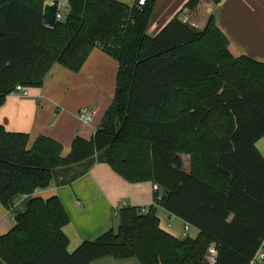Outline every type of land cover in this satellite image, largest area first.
I'll use <instances>...</instances> for the list:
<instances>
[{
    "label": "trees",
    "instance_id": "1",
    "mask_svg": "<svg viewBox=\"0 0 264 264\" xmlns=\"http://www.w3.org/2000/svg\"><path fill=\"white\" fill-rule=\"evenodd\" d=\"M44 1L0 0V105L17 85L39 88L55 65L77 72L94 48L117 62L114 95L93 137H76L65 157L51 138L28 148L26 133L0 126V204L17 208L24 198L0 237L3 263L210 264L214 245V264H250L264 236V159L255 147L264 136V63L233 57L212 17L202 30L183 24L181 11L200 0H189L152 38L146 27L156 0L129 14L111 0H64L68 16L52 29ZM98 155L124 181L156 185L157 205L198 236L164 232L153 206L146 214L127 207L116 231L68 253L61 202L34 194L59 170ZM181 155L189 157L187 171Z\"/></svg>",
    "mask_w": 264,
    "mask_h": 264
},
{
    "label": "crops",
    "instance_id": "2",
    "mask_svg": "<svg viewBox=\"0 0 264 264\" xmlns=\"http://www.w3.org/2000/svg\"><path fill=\"white\" fill-rule=\"evenodd\" d=\"M64 1V0H63ZM189 0H156L146 27V35L154 37ZM202 30L209 17L227 40L228 52L233 57L246 56L264 63V0H200L193 9L179 14ZM117 62L100 48H94L77 72L58 65L52 67L39 88H25L26 97L7 95L0 105V126L12 133H26L28 148L39 136L51 138L62 147L65 157L72 141L79 137L90 140L110 106L115 88ZM93 106L95 113L89 123H82L78 111ZM264 159V136L255 143ZM182 167L189 168V157L181 155ZM187 166V167H185ZM80 174V175H79ZM79 175L67 185L66 181ZM153 184H131L116 175L100 155L56 173L51 184L37 190L34 196L46 200L57 197L69 222L62 228L68 239L67 252L73 253L81 243L92 241L103 233L116 231L118 214L123 208L153 206L159 228L175 238L188 236L195 239L199 232L171 216L154 201ZM160 193V190H158ZM161 196V195H160ZM158 196V200L160 199ZM23 197L15 203L22 205ZM0 204V237L14 226L13 213ZM0 264H4L0 259ZM90 264H139L136 259L115 260L104 257Z\"/></svg>",
    "mask_w": 264,
    "mask_h": 264
},
{
    "label": "built area",
    "instance_id": "3",
    "mask_svg": "<svg viewBox=\"0 0 264 264\" xmlns=\"http://www.w3.org/2000/svg\"><path fill=\"white\" fill-rule=\"evenodd\" d=\"M113 2H119L123 4L126 8L127 13H133L137 11H141L142 8L145 6L146 0H111ZM220 0H213L215 4H218ZM69 13V9L67 7V4L63 0H58V5H57V10H56V15H55V21L56 23L59 22H64L65 19L67 18ZM180 21L183 24H187L192 28H197L196 25L192 24L189 21V18L187 15L182 14L180 16ZM47 28L52 29L53 27H49L45 25ZM11 95H16L18 97H26L27 96V91L25 88H23L20 85H17L15 89L11 92ZM95 113V108L93 106H86L81 108L78 113L77 117L80 122L82 123H89ZM158 188L156 185L153 186V191L154 193H158ZM139 213L141 214H146L148 212L147 207H141L139 208ZM189 226L185 224L184 229L187 230ZM208 262L210 264H214L216 261V255L217 252L215 251L214 245H212L209 249L208 252ZM263 258H264V236L260 242L259 249L250 261V264H263Z\"/></svg>",
    "mask_w": 264,
    "mask_h": 264
},
{
    "label": "water",
    "instance_id": "4",
    "mask_svg": "<svg viewBox=\"0 0 264 264\" xmlns=\"http://www.w3.org/2000/svg\"><path fill=\"white\" fill-rule=\"evenodd\" d=\"M58 0H45L42 6V17L45 25L54 27Z\"/></svg>",
    "mask_w": 264,
    "mask_h": 264
},
{
    "label": "rangeland",
    "instance_id": "5",
    "mask_svg": "<svg viewBox=\"0 0 264 264\" xmlns=\"http://www.w3.org/2000/svg\"><path fill=\"white\" fill-rule=\"evenodd\" d=\"M185 167H187V166H185ZM160 194H161V191H160Z\"/></svg>",
    "mask_w": 264,
    "mask_h": 264
}]
</instances>
